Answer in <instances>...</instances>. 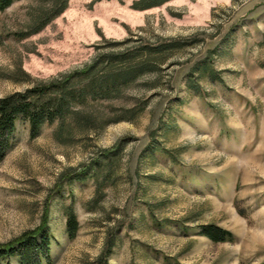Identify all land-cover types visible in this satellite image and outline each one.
Instances as JSON below:
<instances>
[{"label": "rangeland", "instance_id": "1", "mask_svg": "<svg viewBox=\"0 0 264 264\" xmlns=\"http://www.w3.org/2000/svg\"><path fill=\"white\" fill-rule=\"evenodd\" d=\"M51 2L0 10V97L87 71L34 137L16 122L0 243L46 210L51 264H264V0H66L17 35ZM204 223L233 240L197 235Z\"/></svg>", "mask_w": 264, "mask_h": 264}, {"label": "trees", "instance_id": "2", "mask_svg": "<svg viewBox=\"0 0 264 264\" xmlns=\"http://www.w3.org/2000/svg\"><path fill=\"white\" fill-rule=\"evenodd\" d=\"M14 0H0V10L5 9ZM53 9L49 15L36 26L26 29L17 35L25 37L35 33L52 18L63 11L66 0H52ZM147 7V6H146ZM143 9L145 7H138ZM45 15V14H44ZM161 44H156L152 48L159 49ZM87 69L72 71L67 74H57L52 78L37 80L31 86L22 91L11 93L0 97V161L5 157L13 141V134L18 120L27 123L28 136L34 137L40 126L51 123L68 108L66 83L75 75L86 74ZM92 94L98 92L105 94V89L98 85L94 89L93 85L87 87ZM83 91V87L80 90ZM82 93V92H80ZM79 94V93H78ZM67 181H77L84 178L86 174L79 173L74 176L65 177ZM64 233L68 239H72L78 229V222L70 205L63 207ZM196 234L204 236L212 242L232 241L233 234L218 225L212 223L199 224L196 227ZM52 235L46 222V210L40 218V222L34 228L23 231L19 235L0 243V264H51L50 244ZM165 264H182L170 262L164 257ZM104 264V262H101Z\"/></svg>", "mask_w": 264, "mask_h": 264}]
</instances>
